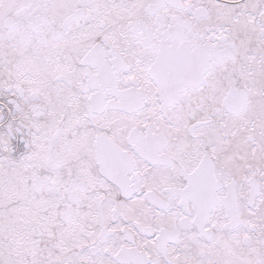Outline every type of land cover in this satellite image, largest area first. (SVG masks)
<instances>
[{"label":"snow or ice","instance_id":"1","mask_svg":"<svg viewBox=\"0 0 264 264\" xmlns=\"http://www.w3.org/2000/svg\"><path fill=\"white\" fill-rule=\"evenodd\" d=\"M0 264H264V0H0Z\"/></svg>","mask_w":264,"mask_h":264}]
</instances>
